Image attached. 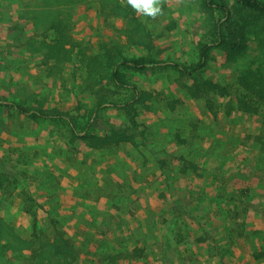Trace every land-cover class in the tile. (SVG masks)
I'll list each match as a JSON object with an SVG mask.
<instances>
[{
  "label": "rangeland",
  "instance_id": "374dc122",
  "mask_svg": "<svg viewBox=\"0 0 264 264\" xmlns=\"http://www.w3.org/2000/svg\"><path fill=\"white\" fill-rule=\"evenodd\" d=\"M24 1L28 4L21 0H0V97L78 115L81 121L87 120L89 110L97 102L125 96L123 88L111 83L109 58L116 60L121 53L137 56L154 47L160 58L195 62L203 43L215 33L217 13L203 7L201 0H159L162 12L155 18L137 13L127 0L107 3L105 7L100 0H89L84 5L87 13L75 9L72 16L60 10L64 3ZM229 3L233 9L230 27L239 28V23L248 22L257 28V33L238 34L237 38L244 40L242 47L230 44L216 47L194 78L177 72L148 71L131 75V80L142 90V102L127 110L108 109L99 124L101 137L108 135L111 126L123 129L127 124L129 127L127 133L134 141H121L116 150L97 149L94 144L98 139H83L65 126L58 128L48 121L34 120L16 110L0 107V158L13 154L18 167L10 164L4 167L14 175H19L24 166L31 174H42L41 181H34L36 199L33 201L43 206L38 210L40 225L34 227L24 201L23 183L10 186L0 182V264H60L66 259L60 253L52 254L48 250L43 253L55 242L69 246L75 256L72 264H164V248L152 249L146 254L135 249L118 251L110 242L102 241L97 229L90 228V234L82 233L78 214L65 211L64 206L72 205L75 194L82 192L87 200L100 199L97 188L105 189L111 198L105 203L109 208L113 209V197L131 206L128 200L133 196L128 182H133L134 189L141 187L142 180L138 177L141 172L153 177L152 181L147 179L150 186L155 188L161 182L164 190V169L167 168L164 156L167 166H174L173 155L178 146L171 144L189 137L190 121L204 124V130H195L202 138L212 135L218 138L212 132L215 129L224 132L229 127L226 138H238L250 146L259 141L258 136L264 135V118L241 111L244 103L236 98V93L255 95L239 80L242 74L254 72L255 76L249 78L251 82L264 79V17L238 7L233 0ZM43 10L48 14H42ZM47 15L50 16L45 19ZM56 20L63 21V27L58 28ZM248 64V71L244 72ZM207 80L221 83L229 93L210 90L205 84ZM197 84L207 88L200 91L199 97L193 95ZM206 96L214 98L213 104L222 107L221 110H224L222 105L233 104V118L227 125L205 111L209 102L202 97ZM172 107L179 110L178 116L170 114ZM133 117L135 124L130 121ZM166 126L169 130H164ZM168 138L171 139L169 154L164 155V141ZM145 142L162 148L155 150ZM139 143L148 147L136 148ZM126 149L128 152H124ZM107 150L119 155L116 159H107L118 166L111 175L124 182L121 191L110 178L112 169L103 170L102 153L105 155ZM157 155L160 156L155 162L152 156ZM193 155L194 152L190 153ZM156 165L160 174L155 173ZM152 187L147 191L154 195L150 201L154 203L158 201V191ZM159 198L164 199V195ZM161 203L162 208L148 209L146 215L138 207L135 212L143 213L141 225L145 222L152 226L150 230L155 225L159 229L160 220L164 219V201ZM82 206L85 213L89 210L93 214L96 210L94 206ZM128 211H132L130 207ZM49 216L59 222L55 224ZM121 253L123 256L119 257Z\"/></svg>",
  "mask_w": 264,
  "mask_h": 264
},
{
  "label": "crops",
  "instance_id": "0c3cea01",
  "mask_svg": "<svg viewBox=\"0 0 264 264\" xmlns=\"http://www.w3.org/2000/svg\"><path fill=\"white\" fill-rule=\"evenodd\" d=\"M188 125L192 129L187 132L189 137L172 144L169 138L164 141V155L169 154L170 144L178 146L173 155L174 166L168 167L164 156V190L161 182L155 188L150 186L147 179L152 181L153 177L141 172V187L134 189L133 182H128L132 188L133 197L128 200L131 206L113 197L111 209L105 205L111 198L87 200L82 192L75 194V202L65 204L64 210L78 214L82 233L90 234L89 229L95 228L102 241L110 242L118 251L135 249L146 254L164 248V264H264V169L258 166L255 149L241 139L226 138L229 127L224 132L215 129L212 133H217L218 138H202L190 122ZM164 130H169V126ZM148 146L162 148L152 143ZM138 147L145 146L141 143ZM118 156L114 150L102 153L103 170L112 169L109 175L115 174L118 166L107 158ZM159 156H152L155 162ZM159 169L156 165L155 173L160 174ZM110 178L121 191L124 182L115 175ZM151 187L158 191V201L154 203L150 202L154 195L147 191ZM143 194L146 196L140 197ZM162 200L164 219L160 220L159 229L155 225L150 230L152 226L145 222L142 226L143 213L135 212L138 207L146 215L148 209L162 208ZM79 204L94 206L96 210L85 213Z\"/></svg>",
  "mask_w": 264,
  "mask_h": 264
},
{
  "label": "trees",
  "instance_id": "16d2710c",
  "mask_svg": "<svg viewBox=\"0 0 264 264\" xmlns=\"http://www.w3.org/2000/svg\"><path fill=\"white\" fill-rule=\"evenodd\" d=\"M16 1V0H11ZM22 3L25 4L26 1ZM50 4H63V7L60 8L62 12H65L64 15L72 16L76 11L75 9L85 11L87 13V8L84 5L89 2V0H45ZM104 7L107 3H115L117 0H100ZM203 7L207 10L216 12V24H215V33L208 37L205 43H203L201 47V52L198 60L195 62H182L170 58H160L155 53V48L151 47L145 53L137 56H128L123 53L120 54L118 59L109 58L108 66L110 67V80L111 83L119 88H123L126 93L124 97L118 100H108L103 99L93 108H91L90 114L87 116V120L81 121L78 115H68L67 113L57 111L56 109H44L42 107H32L21 103L18 100L7 99L6 97H0V107H6L8 109L16 110L20 113L29 116L30 118L38 121H48L50 124L61 128L63 126L70 129L75 136L82 137L83 139H93L96 140L95 146L97 149L102 148H110L116 150L119 147V143L121 141H134L127 133L128 126L124 125L123 129L116 126H111L110 131L107 136L101 137L98 135L99 124L101 122V118L105 115L106 111L110 108H125L131 109L137 103L142 102L143 93L142 90L131 80V75L145 73L148 71H156V72H177L184 76H190L192 78L198 75V72L207 64L209 59L211 58V54L216 47H223L228 44L232 46H243V41H240L237 38V35L240 34H252L254 32L257 33V28H254L248 22L239 23V28L236 26L235 29L230 27L231 25V17L233 15L232 6L229 3V0H201ZM234 4L238 7L245 8L251 10L260 16L264 17V0H233ZM28 4V3H26ZM89 8V7H88ZM16 9V8H15ZM47 10V9H46ZM18 11V10H16ZM47 12L43 10L42 14H46ZM41 14V15H42ZM48 14V13H47ZM50 15H47L45 19H48ZM65 18V17H64ZM56 25L58 28L63 27V21H57ZM236 33V34H234ZM246 41V39H245ZM245 43V42H244ZM87 63L84 64L86 67ZM98 68V66H96ZM95 68V69H97ZM249 68V64L246 65L244 72H247ZM255 76L254 72H247L246 74H242L239 80L247 87L251 88L253 92H255L254 97L252 92L247 96L243 93H236V98L240 99L244 104L240 107L241 111L249 113L252 116L260 115L261 118H264V79L262 78L260 82H251L249 79L251 76ZM208 84V88L210 90L216 91L218 94H228L229 90L227 87L222 86L221 83L207 80L205 84ZM203 84H197L196 89L193 92L194 96H201L200 91L206 90ZM216 93V94H217ZM257 96V98H256ZM247 97V98H246ZM209 104L206 105L205 111H209L210 116L215 120H220L222 122L229 123L234 114L232 112L233 104L230 102L222 105L224 106V110H221L220 106L213 104L214 98H209L208 96L202 97ZM250 98L257 100H250ZM237 109V108H236ZM235 109V110H236ZM172 110V111H171ZM170 110V114L172 116H178L179 110L177 108L172 107ZM185 117V116H183ZM133 124L136 123L135 118L130 119ZM190 125H192L193 130H197L198 128H205L204 124L201 122L190 121ZM263 127V124L261 125ZM264 133V132H263ZM145 135V133H143ZM198 135V134H195ZM131 139V140H130ZM183 139V138H182ZM258 140L254 141L253 144L250 145L252 149H255V154L257 156V163L259 167H263L264 164V135L258 136ZM180 140V139H179ZM183 141V140H182ZM147 144V142H145ZM144 145L146 146V144ZM141 144V143H139ZM137 144L135 147L138 148ZM143 144V143H142ZM148 145V144H147ZM148 146H146L147 148ZM152 149V148H151ZM152 151V150H151ZM165 163V161H163ZM10 164L11 166L18 167V163L15 161L12 153L5 154L2 158H0V182L8 185H17L19 182L23 183L22 191L25 195L24 201H26L28 206L29 215L32 217L34 227L40 225L39 224V216L38 210L43 206L38 201L37 203L33 201L35 198V185L34 181H41L42 174L35 173L31 174L27 167L24 166L22 172L19 175H14L13 172L7 170L4 165ZM51 169V168H50ZM52 171V169H51ZM54 171V170H53ZM99 192V197L108 198V194L105 192V189L97 188L96 193ZM27 196V197H26ZM36 199V198H35ZM98 199V198H97ZM39 208H38V207ZM50 221L57 224L59 222L55 218L49 216ZM35 229V228H34ZM58 240V238H57ZM48 252L60 253L63 258H66L60 264H72L75 259L74 253L71 251L69 246H63L59 242H55L54 244H50L47 248L43 250V253ZM135 255H138L132 252ZM123 254H119V257H122Z\"/></svg>",
  "mask_w": 264,
  "mask_h": 264
},
{
  "label": "clouds",
  "instance_id": "9594fccd",
  "mask_svg": "<svg viewBox=\"0 0 264 264\" xmlns=\"http://www.w3.org/2000/svg\"><path fill=\"white\" fill-rule=\"evenodd\" d=\"M127 4L146 17L155 18L162 12L159 0H127Z\"/></svg>",
  "mask_w": 264,
  "mask_h": 264
}]
</instances>
